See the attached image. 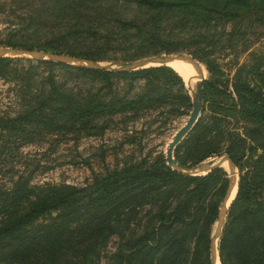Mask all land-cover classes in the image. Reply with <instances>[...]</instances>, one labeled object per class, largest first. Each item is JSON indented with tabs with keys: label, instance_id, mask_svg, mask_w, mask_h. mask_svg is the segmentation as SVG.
<instances>
[{
	"label": "trees",
	"instance_id": "trees-1",
	"mask_svg": "<svg viewBox=\"0 0 264 264\" xmlns=\"http://www.w3.org/2000/svg\"><path fill=\"white\" fill-rule=\"evenodd\" d=\"M134 5L152 11L168 7V4ZM45 7L50 10L32 9L24 13L19 20L23 29L34 32L48 25L46 21L50 18L54 19L50 20L54 26L59 7L57 4ZM73 12L74 7L70 4L65 17H71ZM99 15L100 12L89 24H63L65 26L58 30L62 33L48 40L17 42L8 37L0 41V45L63 53L91 61L114 59L106 56L109 41H117V45L122 44L130 50L125 52L128 60L183 50L167 39L158 24L151 28L143 23L118 20V27L102 31L100 18L97 19ZM69 42L78 46H70ZM18 60L0 57V77L6 76L9 73L6 68ZM35 64L36 68L42 67L45 71L39 80V89L32 92L27 82L22 84L18 92L23 105L8 119L21 127L36 123L44 133L77 134L92 127L91 123L95 126L92 129L102 128L98 124L101 125L107 115L129 112L137 115L163 105L170 111L190 107L182 78L168 66L122 71L45 60H36ZM56 69L67 78H55ZM82 85L86 87L82 88ZM250 91L245 84L233 87L239 112L264 118V95L257 98L249 94ZM210 131L211 128L190 138L182 153L174 151L176 164L193 165L216 156L220 143H213L216 132L215 129ZM230 149L225 147L227 156L237 166ZM249 175V171L238 170L235 195L227 208L217 241L219 264H264L263 186L255 185ZM226 180V173L221 168L189 175L167 165L122 168L94 176L88 186L80 188L30 186L26 179H15L8 186H0V264H98L102 245L125 226L120 225L126 221L122 217L125 212L135 210L138 200L156 194L162 198L153 204L150 200L147 211L154 226L133 236L129 232L120 234L124 241L119 242L117 252L108 257L109 264H134V261L136 264H209L207 233L201 241L191 225L195 219H200L197 210L201 201L214 187L223 190ZM179 194L190 201V212L189 208L181 210ZM215 211L211 217L200 219V225L213 222ZM181 224L186 229L177 236L173 232L178 231Z\"/></svg>",
	"mask_w": 264,
	"mask_h": 264
},
{
	"label": "rangeland",
	"instance_id": "rangeland-1",
	"mask_svg": "<svg viewBox=\"0 0 264 264\" xmlns=\"http://www.w3.org/2000/svg\"><path fill=\"white\" fill-rule=\"evenodd\" d=\"M39 4L41 5L38 6ZM50 4H57L59 7L54 26L50 21L54 19L50 18L46 21L48 25L34 32L23 29L19 20L24 13L32 9L47 12L50 7L45 6ZM70 4L74 7V12L71 17H65ZM134 4H168V7L165 10L152 11ZM98 12L100 15L97 19L100 18L102 31L118 27V20H130L138 25L143 23L145 26L151 25V28L158 24L174 46L183 48L181 52L158 53L128 60L125 52L130 50L123 48L122 44L117 45V41H109L105 48L106 56L114 59L101 62L117 66L147 57L188 54L194 55L200 66V109L195 123L172 148L170 159L176 163L174 151L177 154L182 153L190 138L197 133H206L210 128V132L215 129L213 143H220L217 155L184 166H196L193 169L196 172L194 174L204 172L199 166L212 158L227 156L225 147L228 146L234 152L237 162V166L233 164L234 192L239 169L242 172L249 171V179L255 185H262L264 192V118L239 112L233 94L234 86L245 84L251 89L249 94H254L257 98L264 95V0H0V41L8 37L17 42L48 40L62 33L58 30L63 24H89ZM68 44L78 46L77 43ZM100 46L102 47L101 44ZM18 59L6 68L9 73L0 77V186H8L15 179H26L30 186L67 185L80 188L88 186L94 176L126 167L169 166L166 163L165 150L175 132L188 118L192 98L190 91L194 88L192 83L196 78L191 81L192 86H188L185 79H182L189 97L188 108L181 107L170 111L167 105H163L137 115L130 112L107 115L102 124H98L102 128L92 129L95 126L91 123L92 127L77 134L44 133L38 129L36 123L31 127H21L8 120L23 105L20 86L27 82L32 92L37 91L39 80L45 73L42 67L36 68V59ZM62 74V71L56 69L54 76L58 78ZM84 87L86 85H82ZM218 168L224 170L228 178V167ZM226 184L223 190L219 186L214 187L210 195L201 201L197 210L200 219L211 217L216 210L215 220L210 224L200 225L201 220L195 219L191 225L194 234H199L201 241L207 233L209 264V239ZM161 198L162 195L156 194L138 200L135 210L125 212L122 217L126 221L120 223L125 226L118 235L109 236L102 245L98 264H109L108 257L116 253L118 243L124 241V236L119 237L120 234L129 232L133 236L154 226V222L147 217L149 202L151 200L153 204ZM178 198L181 201L178 204L181 210L186 211L191 206L190 201L181 194ZM227 208L221 229L226 220ZM178 227V231L173 232L177 236L181 234V230L186 229L183 224ZM190 240L193 244L194 237Z\"/></svg>",
	"mask_w": 264,
	"mask_h": 264
},
{
	"label": "water",
	"instance_id": "water-1",
	"mask_svg": "<svg viewBox=\"0 0 264 264\" xmlns=\"http://www.w3.org/2000/svg\"><path fill=\"white\" fill-rule=\"evenodd\" d=\"M0 57L29 58V59H36V60H45V61L66 64V65H71V66L89 67V68L104 69V70H122V71L135 70V69H139V68H143L147 66H161V65L167 66L166 63L174 59L186 60L189 64H191L196 69L198 77L194 80L193 82L194 88L190 91L192 98H191V110L188 115V118L186 119L185 123L175 132L172 139L168 143L166 150H165V154H166L165 159H166V163L172 169L180 173L194 175L192 170L196 168V166L187 167V166L178 165L174 163L170 159V156H169L174 145L178 143V141L189 131V129L195 123L199 109H200V102H201V86L200 85L202 82V73H201V69H200L198 62L191 55L175 54V55H168V56H163V57H147V58H143L140 60L126 62L124 64H120L117 66H111L107 64L106 62L91 61V60L84 59L81 57L71 56V55H66V54L35 50V49H25V48H19V47L0 46ZM223 162H225L228 165L229 171H228L226 188L221 198L220 205L217 211L214 229L209 239L208 249H209L210 264H215L216 260L218 262V258L216 255V248H215L216 240L220 234L225 210L235 195L234 193L232 199L228 201L230 194L232 192V188H233L234 165L227 156H220L218 158H212L210 160H207L203 165L199 166L204 171L199 174H203L215 168L220 167ZM235 189H236V181H235Z\"/></svg>",
	"mask_w": 264,
	"mask_h": 264
},
{
	"label": "bare ground",
	"instance_id": "bare-ground-1",
	"mask_svg": "<svg viewBox=\"0 0 264 264\" xmlns=\"http://www.w3.org/2000/svg\"><path fill=\"white\" fill-rule=\"evenodd\" d=\"M166 65L171 68L175 73H177L182 79H185L184 81L186 82V84L188 86H192L190 83L194 78H197V72L196 69L189 64L186 60H182V59H174L172 61H169L168 63H166ZM191 75V76H190ZM190 76V77H189ZM189 77V78H188ZM193 84V83H192ZM221 167H228V165L223 162L221 164ZM229 169V168H228ZM195 171V170H194ZM192 170V172H194ZM196 173V172H194ZM234 178V176H233ZM234 190L232 188V192L230 194V197L228 199V201H230L234 195ZM215 264H218L217 260L215 261Z\"/></svg>",
	"mask_w": 264,
	"mask_h": 264
}]
</instances>
